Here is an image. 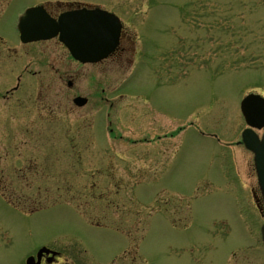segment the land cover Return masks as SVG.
I'll return each instance as SVG.
<instances>
[{"label":"rangeland","instance_id":"obj_1","mask_svg":"<svg viewBox=\"0 0 264 264\" xmlns=\"http://www.w3.org/2000/svg\"><path fill=\"white\" fill-rule=\"evenodd\" d=\"M39 3L118 13L134 48L82 64L57 39L22 43ZM252 91L264 0H0V264L41 245L74 264H264L252 157L232 143Z\"/></svg>","mask_w":264,"mask_h":264},{"label":"water","instance_id":"obj_2","mask_svg":"<svg viewBox=\"0 0 264 264\" xmlns=\"http://www.w3.org/2000/svg\"><path fill=\"white\" fill-rule=\"evenodd\" d=\"M18 28L23 42L58 36L74 58L81 62H96L117 47L122 22L114 13L99 7L67 11L55 19L42 5H38L26 9L19 18ZM75 101L82 104L85 99L79 96ZM242 110L249 124L257 127L264 124V99L261 96L251 94L245 97ZM260 116H263L261 123L257 122ZM243 142L254 152L258 182L264 198V135L260 139L253 131H245ZM261 231L264 242V224ZM27 264H35L33 256L27 259Z\"/></svg>","mask_w":264,"mask_h":264},{"label":"flooded vegetation","instance_id":"obj_3","mask_svg":"<svg viewBox=\"0 0 264 264\" xmlns=\"http://www.w3.org/2000/svg\"><path fill=\"white\" fill-rule=\"evenodd\" d=\"M46 6V5H45ZM81 7V6H79ZM77 8V7H75ZM46 9L48 10V12L53 16V17H57L61 12L65 11V10H68V9H65V10H62L58 13L54 12V10H50L47 6H46ZM70 9H74V8H70ZM124 30L122 31V34H121V38H120V43H119V46L117 47V49L113 52V54H111V56H109V58L107 59H114L116 61L120 60L119 58L121 57L122 58V52H128L130 53V51L133 50L134 46L133 45V41L131 40L130 36H125L124 38ZM128 42L126 44V46H124L123 44L125 43V41ZM132 41V44L131 42ZM130 42V44H129ZM129 44V45H128ZM123 45V46H122ZM129 60V57L127 58ZM107 61V60H106ZM68 84L71 86L72 85V81L70 80L68 82ZM20 88V84L17 82V84L12 87L11 89V94L12 92H15L17 91L18 89ZM73 101V100H72ZM87 101H88V98H87ZM86 101V103H87ZM85 103V104H86ZM156 103V102H155ZM84 104V105H85ZM156 108H157V103H156ZM29 170V169H28ZM17 176V174H16ZM15 176V177H16ZM16 179H27V177L25 176H20V174L17 176ZM4 178L0 177V185H4ZM28 184V183H27ZM26 190L27 191H23V190H20L21 192L19 193L16 189H11V194H24V195H31L33 193V188L30 187L29 185L26 186ZM27 192V193H25ZM10 194V193H9ZM33 195V194H32ZM50 248V246H48ZM55 250V249H54ZM58 253H54V254H44L41 258V264H74V262L72 261H69V258L61 251L57 250Z\"/></svg>","mask_w":264,"mask_h":264}]
</instances>
